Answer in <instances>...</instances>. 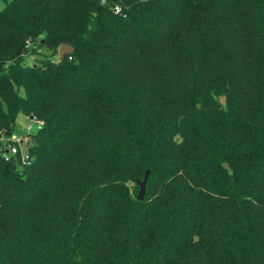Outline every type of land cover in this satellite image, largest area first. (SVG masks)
<instances>
[{"label":"trees","instance_id":"1","mask_svg":"<svg viewBox=\"0 0 264 264\" xmlns=\"http://www.w3.org/2000/svg\"><path fill=\"white\" fill-rule=\"evenodd\" d=\"M124 4L0 10V264H264V0Z\"/></svg>","mask_w":264,"mask_h":264},{"label":"built area","instance_id":"2","mask_svg":"<svg viewBox=\"0 0 264 264\" xmlns=\"http://www.w3.org/2000/svg\"><path fill=\"white\" fill-rule=\"evenodd\" d=\"M144 1V0H140ZM102 6L108 7L114 15H121L126 9L124 0H99ZM28 124L26 126V131L18 136L14 134L5 140L3 144L1 156L5 161L14 159L17 154H20L21 164H27L29 161V156L26 152L29 135L32 134V130L39 129L42 127V122L35 118H27Z\"/></svg>","mask_w":264,"mask_h":264},{"label":"water","instance_id":"3","mask_svg":"<svg viewBox=\"0 0 264 264\" xmlns=\"http://www.w3.org/2000/svg\"><path fill=\"white\" fill-rule=\"evenodd\" d=\"M71 48L68 46H60V48L58 49V58L62 59L67 53L71 52ZM147 177H148V172H146L144 174V178L142 181L138 182V186H139V190H138V194H137V200L141 201L144 198V194H145V186L147 183Z\"/></svg>","mask_w":264,"mask_h":264},{"label":"rangeland","instance_id":"4","mask_svg":"<svg viewBox=\"0 0 264 264\" xmlns=\"http://www.w3.org/2000/svg\"><path fill=\"white\" fill-rule=\"evenodd\" d=\"M3 6H2V8H3ZM2 8H0V10ZM40 51H42V53H44L47 57L55 59L54 56H51L49 52H47V51H45L43 49H41ZM30 60H33V58H30ZM27 124H28V122H27L26 118H24L23 116H18V118L16 120V124H15L14 135L18 136V135L23 134L26 131ZM35 131L36 130L33 129L31 133H34Z\"/></svg>","mask_w":264,"mask_h":264},{"label":"crops","instance_id":"5","mask_svg":"<svg viewBox=\"0 0 264 264\" xmlns=\"http://www.w3.org/2000/svg\"><path fill=\"white\" fill-rule=\"evenodd\" d=\"M5 1H9V0H0V8H2V6L4 5Z\"/></svg>","mask_w":264,"mask_h":264}]
</instances>
